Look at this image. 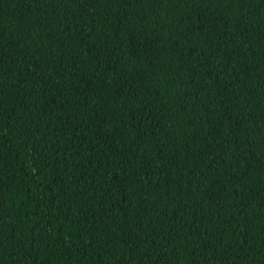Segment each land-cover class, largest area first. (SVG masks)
<instances>
[{
    "label": "trees",
    "instance_id": "1",
    "mask_svg": "<svg viewBox=\"0 0 264 264\" xmlns=\"http://www.w3.org/2000/svg\"><path fill=\"white\" fill-rule=\"evenodd\" d=\"M0 264H264V0H0Z\"/></svg>",
    "mask_w": 264,
    "mask_h": 264
}]
</instances>
